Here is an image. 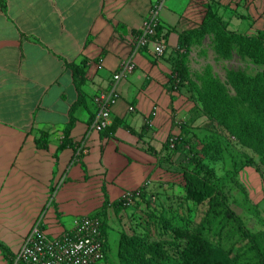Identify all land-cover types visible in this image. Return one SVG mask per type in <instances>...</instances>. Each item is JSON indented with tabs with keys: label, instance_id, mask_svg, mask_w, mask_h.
I'll use <instances>...</instances> for the list:
<instances>
[{
	"label": "crops",
	"instance_id": "obj_1",
	"mask_svg": "<svg viewBox=\"0 0 264 264\" xmlns=\"http://www.w3.org/2000/svg\"><path fill=\"white\" fill-rule=\"evenodd\" d=\"M5 2V9L0 6V241L13 255L41 216V228L54 237L106 205L110 228L124 193L141 188L145 193L168 181L160 157L173 131V110L182 102L168 87L169 55L182 31L198 27L209 7L230 28L264 30V0H166L160 25L162 40L168 33L167 50L158 56L153 47L133 49L156 0ZM83 57L88 64L79 89L68 63ZM129 57L136 69L118 83L112 132L97 131L94 98ZM70 123L71 144L60 147ZM42 134L41 147L36 139ZM0 264H10L1 249Z\"/></svg>",
	"mask_w": 264,
	"mask_h": 264
},
{
	"label": "trees",
	"instance_id": "obj_2",
	"mask_svg": "<svg viewBox=\"0 0 264 264\" xmlns=\"http://www.w3.org/2000/svg\"><path fill=\"white\" fill-rule=\"evenodd\" d=\"M0 6L6 8L5 0H0ZM229 25V21L217 10L209 7L198 27L180 33L178 46L182 50H174L169 55L172 70L188 77L190 73L186 62L190 48L196 40L206 39L207 36H211V43L221 58H248L262 67L261 72L251 74L242 68H229L225 81L208 68L199 76L201 84L197 88L205 115L233 134L241 145L252 149L264 168V30L249 34L233 30ZM139 34L140 30L136 37ZM167 34L163 35L165 42ZM155 38L162 40L160 23L156 28ZM148 48L143 47L140 51H147ZM165 53L166 51L162 55ZM87 64L85 57L78 62L68 63L79 89L85 82ZM192 83L195 84L194 81ZM71 129L70 123L65 129V139L60 147L71 144ZM105 130L112 132L109 126ZM45 136L46 134H42L36 139L37 145H45ZM173 137L175 136L169 134L163 143L164 150H168L170 154L160 157L162 164H172L169 155L178 151L182 153V149L186 147L188 141L183 135L176 136L174 145L171 146L170 138ZM187 145L189 146L188 143ZM187 151L181 163L187 193L185 203L194 201L195 204L206 205L205 215L197 220V214L190 206L188 213L181 215L180 206L174 211L168 209L170 206L162 205L160 213L151 212L150 222L146 223L142 231L121 233L117 252L120 264H264V234H257L246 228L241 218L229 208L221 180L207 164L201 163L197 150L189 146ZM250 161L253 159L250 158ZM138 191L132 193L140 196L143 190L141 188ZM124 201L121 198L115 203L117 210L126 204ZM105 206L93 215L102 219L101 229L107 244ZM231 220L234 221L239 232L238 238L243 243L235 255L232 253L236 244L224 247L222 243L223 232ZM0 249L10 264H26L15 263L16 255L1 241Z\"/></svg>",
	"mask_w": 264,
	"mask_h": 264
},
{
	"label": "rangeland",
	"instance_id": "obj_3",
	"mask_svg": "<svg viewBox=\"0 0 264 264\" xmlns=\"http://www.w3.org/2000/svg\"><path fill=\"white\" fill-rule=\"evenodd\" d=\"M186 65L190 73L188 77L177 71L173 72L172 68L169 75L168 87L171 92L176 91L182 101L173 110L171 135H183L189 146L198 151L201 163L207 164L221 180L229 208L241 218L246 228L251 232L264 234V168L252 149L241 145L233 134L205 115L197 88L201 84L199 76L208 68L225 81L229 68H242L251 74L261 72L262 67L248 58H221L211 43V36L192 44ZM187 143L182 153L178 151L169 155L173 163H165L167 182L140 193L134 201L119 207L116 217L112 218V226L107 229L110 250L107 253L106 244L105 258L100 264H120L117 252L121 233L142 231L146 223L150 222L151 212L160 213L162 205L170 206L168 209L174 211L180 206L181 215H186L190 206L197 214V220L205 215L206 205L195 204L194 201L185 203L187 193L181 163L188 153ZM164 154L170 152L166 150ZM250 158L253 159L252 162ZM238 235L234 221H229L223 232L222 243L224 247L236 244L232 255L243 245Z\"/></svg>",
	"mask_w": 264,
	"mask_h": 264
},
{
	"label": "built area",
	"instance_id": "obj_4",
	"mask_svg": "<svg viewBox=\"0 0 264 264\" xmlns=\"http://www.w3.org/2000/svg\"><path fill=\"white\" fill-rule=\"evenodd\" d=\"M166 0H156L151 6L147 17L144 19L140 34L136 37L133 46L134 52L143 47H153L157 55H162L167 50L164 40L155 38L156 28L160 23L161 12ZM175 50H182L178 45ZM136 69L133 57L123 60L118 70L114 73L110 86L100 91L94 98L96 114L92 128L97 131L104 130L111 121L112 108L118 93V83L127 78ZM130 110L134 107L131 105ZM175 137L170 138L171 146ZM86 151V148H83ZM135 195L126 192L123 195L126 204L134 201ZM42 216L22 242L16 253L15 263L26 264H99L105 258V238L102 232V219L97 215H83L74 221V226L58 236H48L41 228Z\"/></svg>",
	"mask_w": 264,
	"mask_h": 264
}]
</instances>
